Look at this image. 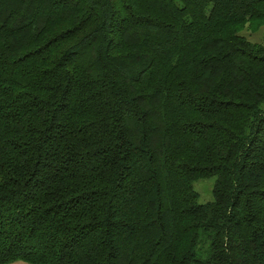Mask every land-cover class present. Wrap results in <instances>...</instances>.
Segmentation results:
<instances>
[{"label":"trees","instance_id":"trees-1","mask_svg":"<svg viewBox=\"0 0 264 264\" xmlns=\"http://www.w3.org/2000/svg\"><path fill=\"white\" fill-rule=\"evenodd\" d=\"M263 26L264 0H0V264H264Z\"/></svg>","mask_w":264,"mask_h":264},{"label":"rangeland","instance_id":"rangeland-1","mask_svg":"<svg viewBox=\"0 0 264 264\" xmlns=\"http://www.w3.org/2000/svg\"><path fill=\"white\" fill-rule=\"evenodd\" d=\"M241 35L244 36L248 41L252 43H264V26L261 27L257 32L251 33L247 29H244L241 32ZM261 110L264 111V104L261 106ZM217 177L213 176L207 179H201L193 183V189L197 194V201L199 204L212 203L214 201L213 189L216 184ZM204 255V252H202ZM8 264H30L23 261H15Z\"/></svg>","mask_w":264,"mask_h":264}]
</instances>
